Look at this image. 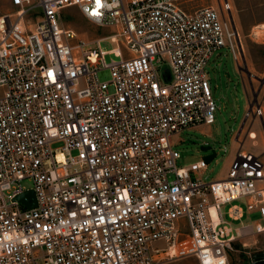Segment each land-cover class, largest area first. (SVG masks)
<instances>
[{"label":"built area","instance_id":"2783aa9c","mask_svg":"<svg viewBox=\"0 0 264 264\" xmlns=\"http://www.w3.org/2000/svg\"><path fill=\"white\" fill-rule=\"evenodd\" d=\"M11 7L0 16V264H163L179 250L232 264L238 243L264 241V161L243 148L241 131L227 176L211 182L206 160L177 165L173 142L215 122L212 56L227 47L243 60L230 0ZM69 8L114 33L81 38L62 22ZM106 39L116 47L104 51ZM109 54L119 60L107 63ZM263 117L250 103L245 121ZM27 191L31 209L16 201Z\"/></svg>","mask_w":264,"mask_h":264},{"label":"rangeland","instance_id":"374dc122","mask_svg":"<svg viewBox=\"0 0 264 264\" xmlns=\"http://www.w3.org/2000/svg\"><path fill=\"white\" fill-rule=\"evenodd\" d=\"M233 8V21L238 28L243 48L244 57L237 64L230 50L225 47L218 50L209 61L206 71L212 84L213 98L217 105L215 122L212 125H202L192 130H186L181 135L174 137L175 148L180 151L179 167H186L193 163L205 160L214 151L216 157L209 162L208 169L201 176L204 181L211 182L227 176L230 162L236 150V138L241 131L240 139L245 137L243 148L261 155L264 161V146L262 135L264 134V117L255 120L247 119L245 115L257 95L258 103L264 106V0H230ZM11 0H0V16L11 12ZM37 20L31 19L29 24ZM62 22L66 27L72 28L77 34L86 40H94L106 37L114 33L110 28H99L87 21L76 8L65 9L62 14ZM27 23V24H28ZM100 47L104 51H110L116 47L110 39L103 40ZM107 63L119 60L113 54L106 57ZM239 67L247 68L250 76L245 71H239ZM162 73L167 75L169 68L164 66ZM101 81L110 80L109 70L99 73ZM3 93L0 90V95ZM211 150L205 151L203 147ZM227 149V152H225ZM200 176V173L197 174ZM21 186L31 189L33 183L25 179ZM239 204L240 202H235ZM246 209L245 202H241ZM228 206L225 207V210ZM257 213L246 214L243 222L259 220ZM235 222V225H239ZM259 241L252 244L254 239L247 240L248 246L243 249L238 243L232 256V264H250L261 253L263 237H256ZM188 248V246H186ZM163 264H199L197 259L189 253L179 250L178 256Z\"/></svg>","mask_w":264,"mask_h":264},{"label":"water","instance_id":"95a60500","mask_svg":"<svg viewBox=\"0 0 264 264\" xmlns=\"http://www.w3.org/2000/svg\"><path fill=\"white\" fill-rule=\"evenodd\" d=\"M239 71H245L249 76L251 75L249 72H248V69L245 67V68H241L239 67ZM262 83H264V80H262ZM258 95V93H257ZM257 95H255V98H254V101H253V104L255 105H258V98H257ZM203 150L205 151H209L211 150L209 147H203L202 148ZM216 157V153L213 151L211 155L207 156L205 158V160L209 163L211 162L214 158ZM16 201H18L19 203L23 204L26 208L28 209H31V208H34L36 206V197H35V193L33 191H27L21 195H19L18 197H16ZM251 264H264V260L263 261H257L255 260L254 262H252Z\"/></svg>","mask_w":264,"mask_h":264},{"label":"flooded vegetation","instance_id":"af4514ba","mask_svg":"<svg viewBox=\"0 0 264 264\" xmlns=\"http://www.w3.org/2000/svg\"><path fill=\"white\" fill-rule=\"evenodd\" d=\"M257 260V261H263L264 260V254H259L257 255L255 258H254V261ZM253 261V262H254ZM252 263V262H251Z\"/></svg>","mask_w":264,"mask_h":264},{"label":"bare ground","instance_id":"6f19581e","mask_svg":"<svg viewBox=\"0 0 264 264\" xmlns=\"http://www.w3.org/2000/svg\"><path fill=\"white\" fill-rule=\"evenodd\" d=\"M262 28H264V25L262 26Z\"/></svg>","mask_w":264,"mask_h":264},{"label":"crops","instance_id":"0c3cea01","mask_svg":"<svg viewBox=\"0 0 264 264\" xmlns=\"http://www.w3.org/2000/svg\"><path fill=\"white\" fill-rule=\"evenodd\" d=\"M264 107V106H263ZM262 120V119H261ZM233 158V157H232Z\"/></svg>","mask_w":264,"mask_h":264}]
</instances>
